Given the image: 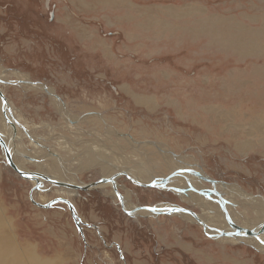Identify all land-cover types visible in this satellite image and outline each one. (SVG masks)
Segmentation results:
<instances>
[{
	"label": "rangeland",
	"instance_id": "374dc122",
	"mask_svg": "<svg viewBox=\"0 0 264 264\" xmlns=\"http://www.w3.org/2000/svg\"><path fill=\"white\" fill-rule=\"evenodd\" d=\"M0 67L10 80L0 87L33 128L14 141L27 150L20 152L33 151L32 140L53 157L68 150L56 142L71 122L60 101L71 117L86 114L75 123L82 133L113 131L144 156L151 149L139 145L181 162L188 156L215 182L264 199V0H0ZM51 156L28 158L29 169L39 172ZM75 157L61 163L79 183L103 176L100 167L77 170ZM117 183L138 208L201 212L174 190ZM58 188L21 178L0 145V243L4 254L15 250L17 264H34L32 256L53 264H264V252L247 242L214 241L178 215L130 217L107 188L74 196Z\"/></svg>",
	"mask_w": 264,
	"mask_h": 264
},
{
	"label": "bare ground",
	"instance_id": "6f19581e",
	"mask_svg": "<svg viewBox=\"0 0 264 264\" xmlns=\"http://www.w3.org/2000/svg\"><path fill=\"white\" fill-rule=\"evenodd\" d=\"M2 71L3 68L0 67V82L1 80L8 82L9 78H7L4 74H2L3 73ZM20 79L23 82V85L26 84L25 86H28V88L30 89H36V90H39L40 88L43 89L42 84L41 85L34 84L28 75H20ZM47 92L51 93L52 96L54 97L55 94L54 90H51L50 92L47 90ZM3 95L5 96L3 90L0 87V103H1L0 136L4 140L5 144L8 146V148L10 149V151H12V159L15 163H17V166L19 165L21 168L19 166L18 167L24 172H29L31 170L29 169L28 164L32 163V161L29 160L28 158L17 157L19 155L20 149L22 151H27L26 148H22L21 145H19L20 143L17 144V149L19 150V152L18 154H16L17 150L15 145L16 137L20 138V140L24 139V136L22 135V132H25V127L22 125V123L24 122L20 116L16 117V115H14L12 107L8 103V101H7L8 107L5 109L6 111L5 117L2 116V112L4 111ZM135 99L139 102H143L144 104L150 103L148 98L139 97L137 95H135ZM54 100L57 101V98H55ZM57 106L62 112H64L65 119L69 120L68 117L70 119L73 118L72 119L73 121H76L77 118L79 119V116L71 117L70 112L65 110L64 105H62L60 101H57ZM94 117L98 118L99 116L95 115ZM6 120H10L11 122L15 121L13 122L14 127H8L5 123ZM71 122L67 123L66 132L69 135H72V138L75 139L76 143L82 142L83 140H86L88 143L87 144L84 143L83 147L80 149L79 146H75L72 143H70L69 137L66 134L63 135L62 137L59 136L60 139L57 140H59L58 141L59 143H63L62 146L64 148L68 149L66 151V154L64 155L65 157L68 158L70 156L71 157L76 156L75 157L76 159L74 160L75 161L74 164L79 166L77 170L86 171L95 167H100L103 171L102 172L103 177L110 178L115 174H119L122 169L119 168L118 171L112 172V170L110 169L108 171L107 168H110L109 166L113 168V165H117L123 168L127 166V164H129V166L132 165L134 167L133 170L135 171L131 172V174L135 176L136 178L135 180L139 182L148 180L147 182H143L145 184L163 183L162 187H164L165 189L170 188V184H171V188L183 199V201L192 203V205L199 206L202 213L200 212V214L197 215L202 220L201 223L198 221V219H196L193 215L189 213L178 214L180 217H182L183 221L188 223L198 224L199 226L204 228L208 234H210L213 237L212 239L214 241L220 242L222 244H227L235 240L237 243H245V244L248 243V245H252L257 250L264 252V199L261 198L262 196L253 195L254 196V197L252 196L253 199H249L248 198L249 195L243 192L242 190H240L237 185L227 186V184L220 183L219 181L215 182V180H213V178L211 179V177L204 170H202L201 167L198 170H194V167L196 168L197 165H195L188 156L185 157L186 160L184 162H181V160H178L179 158L176 159L173 156V153H170L171 155L162 154L161 152H158L155 149L147 148L148 145L147 146L139 145V148H141L142 150L147 151L151 149L147 151L148 152L147 156L140 155L137 152H135L136 147L134 146V144L130 142V140H128L129 138L128 139L119 138V137L117 138L116 136L118 135V133H115L113 131L112 133H110L111 131L109 132V130L108 132L110 133V135L104 136L102 134L101 135L97 134L95 135V137H92L94 136V133H87V132L82 133L83 127H81L79 124L77 125L72 124ZM19 124L22 126L21 127L17 126ZM111 135H113L114 137H112ZM36 141L32 140V144H29V146H32L33 151L27 152L28 153V154L26 153L27 156H31L33 158H38V157L40 158L43 156H49L54 153V151L52 152L47 151V149L43 150L42 147L38 146V143ZM148 156L151 157V160L148 158ZM42 162L40 163V167L38 169L40 173H43L54 180L65 181L66 179H68L66 182L72 184H76V182H79L78 181L79 174L64 173L62 169L63 164L61 162L55 160L51 161V163H42ZM66 162L70 164L71 160L67 159ZM179 165H185L183 166L185 167V172L184 173L181 172L182 174L180 175L179 173L174 174L173 171H175L176 169L178 170ZM171 172L174 175H171L172 174ZM121 173H127V172H121ZM129 176L132 177L131 175ZM209 182L213 184H210ZM78 184L85 185V183L83 182H80ZM109 184L113 186L112 183ZM117 186L119 185L117 184ZM234 187L236 188V190H234L235 189ZM60 189L65 190V194L68 193V195L71 196H74L76 193V192L74 193V190H69L67 188H60ZM172 189H170V191H173ZM107 193L114 195L115 198H119L115 189L107 190ZM129 194L126 195L127 197H123V199H125L127 202L126 207L131 211L142 209V208H138L137 205H132L129 202V200L127 199L129 198ZM124 201H123V206H124ZM173 207H174L173 205L165 204L161 207L155 206L154 208L155 209L157 208L158 210L166 211ZM146 212L148 213L146 214ZM148 214L150 213L147 209L143 212L141 211L138 213V215H142V216ZM256 234H258V236H255ZM2 245L3 244L0 243V264H17L15 259L16 258L18 259V256L15 255L16 254L14 253L15 250H13L14 252L12 253L10 252L8 254H4L5 250L2 248L3 247ZM30 259L34 264H39L36 261V257L32 256V258ZM29 262L30 261H28V263ZM46 264H53V262L46 260Z\"/></svg>",
	"mask_w": 264,
	"mask_h": 264
},
{
	"label": "water",
	"instance_id": "95a60500",
	"mask_svg": "<svg viewBox=\"0 0 264 264\" xmlns=\"http://www.w3.org/2000/svg\"><path fill=\"white\" fill-rule=\"evenodd\" d=\"M3 102H4V108L6 109L8 107L7 104V98L3 95ZM6 111H4L5 113ZM6 114V113H5ZM12 123L13 127H14V123ZM0 145L3 148L4 154H5V159L7 161V164L15 171L17 172L22 178H25L26 180H31V181H35L37 182V184L41 183V180H46L49 183L53 184L54 186L57 187H63V188H67V189H71L74 190L76 192L78 191H84V192H88L91 190L96 189L100 184L102 183H112L113 187L115 189V191L117 192V195L119 197L121 206L123 211L130 217H154V216H159V215H178V214H185V213H189L191 215H193L196 219H198V221L201 223V219L199 218V216L197 215L198 213H196L195 211L189 209V208H182L179 206H175L169 209V210H158L157 208L155 209L154 206H142V209H147L149 211L150 214L148 215H138L136 214L137 211H127L125 209V207L123 206V195L120 193L118 187H117V181L119 178H121V176H125L130 182H132L133 184H135L136 186H140L143 188H156L158 190L161 191H170L165 189L164 187H162V184H157V183H143V182H139L137 180H135V178L130 177L127 173H121V174H115L110 178H105V177H101L100 179H98L96 182H90V183H86L85 185H79V184H72V183H68V182H63V181H59V180H54L48 176H46L43 173L40 172H36V171H29V172H24L23 170H21L17 164L13 161L12 159V151H10V149L8 148V146L5 144L4 140L1 138L0 136ZM18 154V152H17ZM118 178V179H117ZM40 207H44L42 204H38ZM179 216V215H178ZM207 236L210 238H213L210 234L207 233ZM36 261L39 264H46L45 260L43 261L41 258H36Z\"/></svg>",
	"mask_w": 264,
	"mask_h": 264
},
{
	"label": "flooded vegetation",
	"instance_id": "af4514ba",
	"mask_svg": "<svg viewBox=\"0 0 264 264\" xmlns=\"http://www.w3.org/2000/svg\"><path fill=\"white\" fill-rule=\"evenodd\" d=\"M13 70H11V72H12ZM18 83V81H15L14 83ZM5 83H10V80L7 82V81H3V80H1V82H0V85H5ZM1 89L3 90V92H4V89L1 87ZM4 94H5V92H4ZM6 96V95H5ZM56 95L54 94V97H55ZM6 98H7V96H6ZM7 101H8V103L9 104H12V106L11 107H13L12 109L15 111V106L13 105V103H12V101H10L9 99H7ZM0 105H1V103H0ZM15 114L16 115H18L17 114V112L15 111ZM82 114V113H81ZM84 115L86 116V114L85 113H83L82 114V116L78 119L80 122H81V118L82 117H84ZM14 116V115H13ZM19 116V115H18ZM68 119L69 120H71L72 122V124H75V123H77V122H79V121H77L76 119V121H73L72 119H70L69 117H68ZM23 120V119H22ZM69 122V121H68ZM70 123V122H69ZM26 125V124H25ZM67 136L69 137V139H71L72 138V135H69L68 133H67ZM26 137V136H25ZM74 137V136H73ZM74 139V138H73ZM17 140H20V138H18V137H16V141ZM31 141V140H30ZM59 141V140H58ZM58 141H56L57 142V144L58 145H63V143H59ZM70 141V140H69ZM15 145H16V143H15ZM16 150H17V147H16ZM17 152H19V150H17ZM57 154V153H56ZM56 154H54V155H56ZM66 154V152H65V150H64V152L63 153H59L58 154V156L56 155L55 157H53V156H51V155H49V156H51L50 158H52L51 160H55V161H59V162H61V158L64 156ZM18 158L19 157H24V158H31V159H35V158H33V157H31V156H27L26 154H24L23 152H19V155L17 156ZM43 157H46V156H43ZM17 158V159H18ZM60 158V159H59ZM16 159V160H17ZM15 160V161H16ZM39 160V159H38ZM67 162L65 161L64 162V164H66ZM17 164V163H16ZM67 165V164H66ZM19 166V165H18ZM20 167V166H19ZM110 167V170H112V172H116V171H118L119 170V168H121L122 170H121V172H127L129 175H131L132 177H134L135 178V176H133L132 174H131V172H134L135 170H133L134 169V167L132 166V165H130L129 166V164H127V166H125V167H120V166H117V165H113V168L111 167V166H109ZM116 167V168H115ZM21 168V167H20ZM63 169V172L64 173H67V174H69V171L67 170V168L66 167H63L62 168ZM180 171H179V175L180 174H182V173H184L185 172V168H182V169H179ZM120 172V173H121ZM180 172H182V173H180ZM119 173V174H120ZM102 174V173H101ZM103 177V176H102ZM136 179V178H135ZM68 179H66L65 181H63V182H66ZM71 181V180H70ZM148 180H145V181H143V182H147ZM72 182V181H71ZM75 183V182H74ZM79 182H76V184H78ZM162 185H163V183H161ZM79 185H81V184H79ZM168 186V185H167ZM100 187L101 188H104V189H109V190H111V189H114L113 188V186H111V184H109V183H102V184H100ZM60 188V187H59ZM170 188H171V184H170ZM172 189V188H171ZM173 190V189H172ZM123 201H124V199H123ZM125 201H124V207H125V209L126 210H128V211H131V210H129L126 206H125ZM165 203H162V205L161 206H163ZM161 206H159V207H161ZM137 214H138V212H136Z\"/></svg>",
	"mask_w": 264,
	"mask_h": 264
},
{
	"label": "crops",
	"instance_id": "0c3cea01",
	"mask_svg": "<svg viewBox=\"0 0 264 264\" xmlns=\"http://www.w3.org/2000/svg\"><path fill=\"white\" fill-rule=\"evenodd\" d=\"M23 126H25V125H23ZM27 129V128H26ZM28 131H29V129H28Z\"/></svg>",
	"mask_w": 264,
	"mask_h": 264
}]
</instances>
